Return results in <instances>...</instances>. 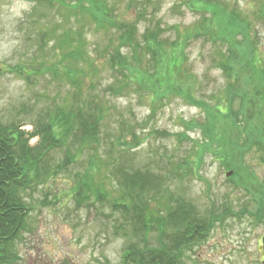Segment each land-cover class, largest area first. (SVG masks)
<instances>
[{
  "label": "rangeland",
  "instance_id": "1",
  "mask_svg": "<svg viewBox=\"0 0 264 264\" xmlns=\"http://www.w3.org/2000/svg\"><path fill=\"white\" fill-rule=\"evenodd\" d=\"M36 1L0 0L2 124L32 133L33 125L48 113L66 108L68 104L83 105L80 100L77 104L72 101V95L78 90L82 92L84 104L95 101L102 106L103 121L100 145L94 149L97 153L78 151V145H72V135L65 136L61 139L63 143L66 141L65 146L55 149L48 161L54 176L47 183L40 182L23 192L32 210L27 231L22 232L20 240L16 241L15 252L21 257L16 264H121L122 254L129 245L143 248L146 243L138 236L130 233L116 235L114 230V219L118 215L112 206L120 195L115 191L112 172L116 162L118 166L121 163V150L127 146L131 153L128 164L124 160L123 165L141 170L155 169L164 175L168 167L174 170L166 175L169 193L158 195L151 202L148 210L151 216L169 209V206L172 208L180 196L189 199L202 216H208L213 206L217 210L232 211V215L219 224L208 239L189 249L183 264H262L259 241L264 235V220L254 224L248 215L239 216L243 215L244 208L256 212L258 198L264 194V154H257L254 149L243 157L244 151L239 144L260 142L264 120H261V134L251 132L249 141L241 130L245 118L250 115L244 113L235 118L227 110L229 103L234 111L241 109L240 100L232 99L227 89L230 83L239 87L240 92L246 88L251 99L257 101L264 91L259 68L251 62L237 63L232 71L234 77L229 79V73L217 64L220 53L227 50L226 44L205 35L219 27L200 23L203 18L210 19V15L201 11L202 16L191 1L151 0L157 19L165 28L163 39L176 40L177 30L184 36V32H191L192 37L183 54L185 71L191 78L187 79L185 73L174 74L169 70L168 61L157 74L161 84L146 93L139 84L143 87L151 82L155 87V83L150 77L153 71L148 69L151 66L144 61V69L133 74L135 78H128L125 82L129 84L116 97L110 92V85L116 83L115 74L108 66L109 53H104L110 44L117 45L115 31L109 26H96L94 21L80 13L77 17L70 14L64 7L75 5L76 9L74 0L66 3L54 0V7ZM218 1L250 17L257 37L254 40L264 52V22L252 14L258 12L261 0ZM116 2L108 0V9L115 8L116 15L125 17L124 3L118 5ZM82 24L86 27L83 60L73 63L67 58L68 52L73 51L71 45L66 46L65 42L63 45L62 40L64 38L67 42L64 35L70 31L75 39L74 31ZM68 68L74 70L76 76L81 73L77 86L71 85L66 78ZM219 104L231 117L216 113ZM252 109L250 106L249 111ZM207 113L217 135L213 139L205 136L200 127L194 130L185 128L191 122L201 126L209 120ZM132 131L136 133L139 145L134 142ZM38 141L39 138L35 137L29 144L35 146ZM68 152L75 155L68 171L57 170V165L65 160ZM92 154L95 159H91ZM92 160L96 167L91 164ZM191 161L196 162L193 171L188 168ZM229 173H232L230 177L227 176ZM85 180L92 187V197H95L93 191L100 189L108 200L88 199L90 193L82 186ZM81 191H85L82 195L85 200L77 197ZM131 225L138 228L134 215ZM146 237L149 244L156 245L158 236L150 233Z\"/></svg>",
  "mask_w": 264,
  "mask_h": 264
},
{
  "label": "trees",
  "instance_id": "2",
  "mask_svg": "<svg viewBox=\"0 0 264 264\" xmlns=\"http://www.w3.org/2000/svg\"><path fill=\"white\" fill-rule=\"evenodd\" d=\"M61 1L68 2V0ZM107 1L74 0L76 9L75 5L64 8L75 17L78 16L77 13H80L94 21L96 26L100 28L109 26L111 30L115 31L117 45L110 44L104 49V53H109L108 66L116 78V83L110 85L111 95L118 97L122 94L124 87L129 84L125 81L131 77L135 78L132 75L144 69V61L151 66V68L147 67L153 71L150 77L154 79L155 83V87L151 85V82L146 83L143 87L142 84H139V88L146 93H151L150 90L158 88L161 84V79L157 77V74L162 65L168 61L169 70H172L174 74L185 73L187 79L191 78L188 71H185V57L183 56L186 44L192 37L190 31L184 32V36L177 30L178 38L168 41L163 39L165 28L162 26V21L157 19V11H154L151 0H116L115 4L124 3L125 17H120V14L116 15L115 8L108 9ZM190 1L198 7L202 16L203 13L210 15V19L203 18L201 24H215L219 27L217 31L213 33L208 31L210 34L205 33V35H210L215 41L226 44L227 50L225 53H220L221 57L217 64L223 68L224 72L229 73V79L234 77L232 72L234 65L251 62L255 64L254 67L259 68L260 73L258 74H260L261 83L264 86V52L260 50L254 40L257 37L250 17L234 11L227 5H222L218 0L208 2L187 0L188 3ZM36 2L49 3L52 7L55 5L54 0H37ZM258 7L256 13L258 15L252 14L256 19L264 22V0H261ZM151 8L152 11H150ZM196 12L198 13L197 10ZM141 28L143 29L142 33ZM85 30V24H82L74 31L75 39L72 37L73 32L70 31L69 34H66L67 37L64 35L67 42L64 38L62 40L63 45L64 42L66 46L69 43L71 45L70 48L73 51L68 52L67 58L73 63L83 60ZM125 49L126 52H124ZM74 74L75 71L68 68L65 76L71 85L77 86V78L81 73L77 76ZM227 89L232 99L240 100L241 106L238 112L234 111L229 101L227 110L231 111L235 118L243 116L244 113L250 115L245 118L244 127L241 130V133H245L250 141L252 139L251 132L260 135L263 130L261 120H264V91L257 97V101H254L246 88L240 92L239 87L230 83ZM81 97L82 92L78 90L72 95V101L77 104L80 100V104L83 103V105L68 104L69 106L66 108L48 113L49 115L47 114L45 118H41L37 124L33 125L32 133L21 131L15 126L7 127L0 120V264H16L21 259L15 252L16 241L20 240L22 232L27 231V221L32 210L26 203L23 192L32 189L35 184L40 182L47 183L49 178L54 176L53 168L48 164V161L55 149L65 146L66 141L63 143L61 139L72 135L71 138L74 141L72 145H78V151L89 150L97 153L94 149L95 146L100 145L103 109L95 101H88L84 104ZM223 105L217 106L216 113L220 112L227 118L231 117L224 113ZM250 106L253 108L252 112L249 111ZM207 114L209 120L202 123L201 126L196 122H191L189 125L186 124L185 128L194 130L197 129L196 127H200L205 136L213 139L217 135H215L214 125L210 123L211 116L209 113ZM263 134L264 131L260 142L239 144L240 149L244 151L242 152L243 157L250 155L254 149L257 154L260 152L264 154ZM131 135L134 142L139 145L136 133L132 131ZM35 137L39 138V141L35 146H31L29 143ZM185 138L189 140L188 137ZM118 142L120 144L121 141ZM122 144L129 145L124 142ZM130 150L129 146L125 150H121L120 160L122 161L119 166L116 162L112 172L116 186L115 191L120 195V198L114 201L112 206L114 213L118 215L114 219V230L116 235L127 236L130 233L133 236H138L140 241L143 240V243L146 244L142 249L134 244L129 245L122 254L121 264H183V259L189 249L208 239L210 233L232 215V211L217 210L213 206L210 209L211 213L207 214L208 216H202L189 199L180 196L175 199L176 204L172 208L169 206V209L157 211L151 216L148 212L150 204L156 200L158 195L169 193L166 175H170V172L174 170L168 167L166 175H164L155 169L141 170L123 165L124 160H127L128 164ZM216 156L218 155L216 154ZM73 157L75 155L68 152L65 160L57 165V170L68 171L74 160ZM95 158V154H92L91 159ZM262 160L264 161V158ZM91 164L94 167L96 162L92 160ZM195 166V161L188 163L189 171H193ZM85 182H82V186L87 188L90 193L88 199L93 198L99 202L108 200L105 193L100 192V189L93 191L95 197H92V187L88 181L85 180ZM244 189L250 193L246 187ZM84 192L78 193V199L85 200V197L82 196ZM133 215L136 217L138 228H133L131 225ZM252 216L255 219L254 224H260L264 220V194L258 198V207ZM154 219L157 223L154 222ZM150 233L158 236L156 245L149 244L146 240L148 239L146 236Z\"/></svg>",
  "mask_w": 264,
  "mask_h": 264
},
{
  "label": "flooded vegetation",
  "instance_id": "3",
  "mask_svg": "<svg viewBox=\"0 0 264 264\" xmlns=\"http://www.w3.org/2000/svg\"><path fill=\"white\" fill-rule=\"evenodd\" d=\"M243 211H242V213H244V215H248L249 217L252 215V212L253 211H250L249 209H246V208H244V209H242ZM259 247H261V250H260V258H259V260L263 263L264 262V251H263V243H264V235H263V237L261 238V240L259 241Z\"/></svg>",
  "mask_w": 264,
  "mask_h": 264
},
{
  "label": "water",
  "instance_id": "4",
  "mask_svg": "<svg viewBox=\"0 0 264 264\" xmlns=\"http://www.w3.org/2000/svg\"><path fill=\"white\" fill-rule=\"evenodd\" d=\"M231 175H232V173L227 174L228 177H230ZM263 249H264V247H263ZM263 264H264V262H263Z\"/></svg>",
  "mask_w": 264,
  "mask_h": 264
}]
</instances>
